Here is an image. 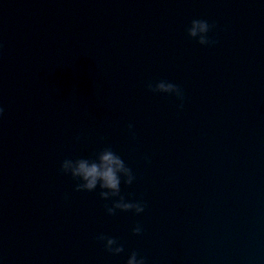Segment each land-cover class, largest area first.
<instances>
[{
  "label": "water",
  "instance_id": "95a60500",
  "mask_svg": "<svg viewBox=\"0 0 264 264\" xmlns=\"http://www.w3.org/2000/svg\"><path fill=\"white\" fill-rule=\"evenodd\" d=\"M193 18L215 43L187 35ZM159 79L181 107L146 87ZM104 149L130 168L119 195L140 213L108 214L118 196L60 170ZM132 250L264 264V0H0V264H125Z\"/></svg>",
  "mask_w": 264,
  "mask_h": 264
},
{
  "label": "clouds",
  "instance_id": "9594fccd",
  "mask_svg": "<svg viewBox=\"0 0 264 264\" xmlns=\"http://www.w3.org/2000/svg\"><path fill=\"white\" fill-rule=\"evenodd\" d=\"M212 27L213 25L204 19L193 18L188 22L185 30L187 35L195 37L199 44L211 45L215 43L208 35ZM146 87L154 92L173 94L181 101L177 107L182 106L183 91L177 84L159 79L154 84L148 82ZM128 127L131 129L132 126L128 125ZM60 170L70 174L77 181L74 184L76 190H92L99 183L101 189H107V191L99 192L100 197L108 199L112 196H118L117 199L111 201V206H106L105 211L108 214H112L114 209H131L135 213H140L143 210L142 201L126 200L123 195H119L121 179L123 178L124 184L129 185L134 177L122 158L110 149L102 150L95 159L76 158L73 160L66 157L60 162ZM141 230L139 225H135L131 229L133 233H139ZM96 238L103 241L104 248L109 252L119 253L122 251V245L114 237L105 236L101 233ZM125 264H144V257L138 256L136 251L132 250L128 253Z\"/></svg>",
  "mask_w": 264,
  "mask_h": 264
}]
</instances>
